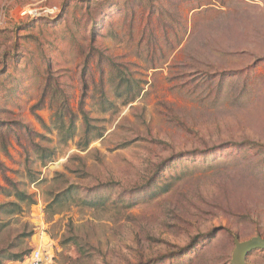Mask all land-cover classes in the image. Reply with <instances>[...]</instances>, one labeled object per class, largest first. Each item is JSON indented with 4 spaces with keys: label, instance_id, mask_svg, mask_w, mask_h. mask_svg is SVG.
Here are the masks:
<instances>
[{
    "label": "rangeland",
    "instance_id": "obj_1",
    "mask_svg": "<svg viewBox=\"0 0 264 264\" xmlns=\"http://www.w3.org/2000/svg\"><path fill=\"white\" fill-rule=\"evenodd\" d=\"M16 192L35 205L0 210V246L33 232L47 264H231L264 239V0H0V206Z\"/></svg>",
    "mask_w": 264,
    "mask_h": 264
},
{
    "label": "trees",
    "instance_id": "obj_2",
    "mask_svg": "<svg viewBox=\"0 0 264 264\" xmlns=\"http://www.w3.org/2000/svg\"><path fill=\"white\" fill-rule=\"evenodd\" d=\"M128 83V82H127ZM71 124H69L70 126ZM64 128L63 124L61 126V129ZM69 127L67 129L61 131V133H64L63 140L67 141L69 138H73V135L75 133V130L72 129V134L69 135ZM100 137V136H98ZM97 136H89V132L85 130L84 132V146L82 145V142L79 144V147L87 148L91 142L96 140L98 138ZM62 139V138H61ZM150 182L148 181V184ZM171 188V185L166 184L161 185L158 188V194L159 195H164L168 192V190ZM75 190V193L78 195V190L77 188L70 187L66 189L64 192L56 195L53 197L52 201L47 205L45 209V213L47 214L48 217L55 216L59 213H61L62 209L67 208L69 206V201L72 199V194L74 193L73 191ZM9 195L8 197H10ZM14 198L16 199L17 203H9L3 206H0V210H2L6 216L11 217L17 213L22 212V205H27V207H30L32 205H35V202L33 201L31 196H28L24 193L16 192L13 194ZM86 205L91 206V207H102L104 205V202H88L83 200ZM9 222H0V234L8 227ZM33 232H25L24 234H20L17 236L13 241H6V242H1L0 246V264H3L5 262H20L23 261L26 257L29 256L31 253V250L29 253H26V248L21 249L23 245V240L24 239H30L33 237ZM251 253V252H250ZM249 255V254H248Z\"/></svg>",
    "mask_w": 264,
    "mask_h": 264
},
{
    "label": "water",
    "instance_id": "obj_3",
    "mask_svg": "<svg viewBox=\"0 0 264 264\" xmlns=\"http://www.w3.org/2000/svg\"><path fill=\"white\" fill-rule=\"evenodd\" d=\"M234 245L231 264H248L245 261L246 256L256 249L264 250V239L261 237H255L244 242H239L235 239Z\"/></svg>",
    "mask_w": 264,
    "mask_h": 264
},
{
    "label": "built area",
    "instance_id": "obj_4",
    "mask_svg": "<svg viewBox=\"0 0 264 264\" xmlns=\"http://www.w3.org/2000/svg\"><path fill=\"white\" fill-rule=\"evenodd\" d=\"M47 254L39 249H33L28 257L23 261L16 262L15 264H47Z\"/></svg>",
    "mask_w": 264,
    "mask_h": 264
}]
</instances>
